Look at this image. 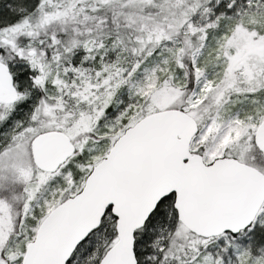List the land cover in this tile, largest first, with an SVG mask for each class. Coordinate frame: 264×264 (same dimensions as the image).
Segmentation results:
<instances>
[{
  "label": "snow or ice",
  "instance_id": "6c2138e0",
  "mask_svg": "<svg viewBox=\"0 0 264 264\" xmlns=\"http://www.w3.org/2000/svg\"><path fill=\"white\" fill-rule=\"evenodd\" d=\"M0 264H264V0H0Z\"/></svg>",
  "mask_w": 264,
  "mask_h": 264
}]
</instances>
